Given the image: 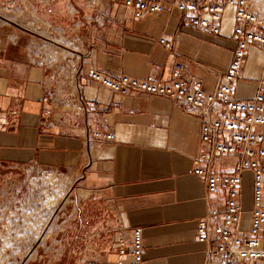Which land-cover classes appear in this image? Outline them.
I'll return each mask as SVG.
<instances>
[{"label":"crops","instance_id":"crops-1","mask_svg":"<svg viewBox=\"0 0 264 264\" xmlns=\"http://www.w3.org/2000/svg\"><path fill=\"white\" fill-rule=\"evenodd\" d=\"M165 1L161 13L136 18L123 0H57L45 13L77 46L66 65L58 56L49 66L46 54L32 59L25 50L20 62L0 57V207L6 211L0 223L3 216L46 221L59 203L56 231L65 234L68 223L81 219L79 209L96 206L111 227L113 261L119 239L139 229L144 264H203L197 223L221 204V194L208 196L203 178L193 174L200 122L175 100L121 96L88 78L97 70L169 82L174 63L183 62L186 74L212 92L232 59V10L223 16L221 35L212 36L182 24L173 0ZM261 79L264 51L250 48L236 97L252 98ZM95 132L112 140L88 142ZM249 179L247 172L248 186ZM88 228L77 234L94 235Z\"/></svg>","mask_w":264,"mask_h":264},{"label":"built area","instance_id":"built-area-1","mask_svg":"<svg viewBox=\"0 0 264 264\" xmlns=\"http://www.w3.org/2000/svg\"><path fill=\"white\" fill-rule=\"evenodd\" d=\"M168 3L123 0L136 18L159 14ZM172 6L183 15L182 24L212 36L221 35L223 16L232 10V59L212 92L203 89L202 80L186 74L183 62L174 63L169 82H157L151 75L139 79L97 70H90L88 78L121 96L145 94L175 100L198 119L200 150L193 174L203 178L208 196L221 194V204L209 208L197 223L196 241L205 246L203 264H264V79L257 82L252 98L236 97L248 50L264 51V14L249 0H173ZM159 43L172 49L165 39ZM91 140L107 142L112 135L95 132L87 136ZM113 264H144L139 229L129 239H119Z\"/></svg>","mask_w":264,"mask_h":264},{"label":"rangeland","instance_id":"rangeland-1","mask_svg":"<svg viewBox=\"0 0 264 264\" xmlns=\"http://www.w3.org/2000/svg\"><path fill=\"white\" fill-rule=\"evenodd\" d=\"M249 1L264 14V0ZM57 5V0H0L1 59L14 57L20 62L25 50L30 51L32 59L46 54L47 65L52 67L55 58L60 56L65 66L67 57L75 54L71 49L77 46L61 30L54 28L58 21L45 13ZM41 7L42 14H39ZM247 186L245 181L246 209L250 194ZM58 207L59 203L53 206L43 222H13L3 216L0 223V264H113L112 232L108 233L111 227L103 220L99 208L88 205L79 209V222L68 223V232L62 234L56 231L62 229L55 217ZM1 210L0 207V216L6 215V211ZM92 226L94 235L77 234V231Z\"/></svg>","mask_w":264,"mask_h":264},{"label":"bare ground","instance_id":"bare-ground-1","mask_svg":"<svg viewBox=\"0 0 264 264\" xmlns=\"http://www.w3.org/2000/svg\"><path fill=\"white\" fill-rule=\"evenodd\" d=\"M38 20V19H37Z\"/></svg>","mask_w":264,"mask_h":264}]
</instances>
